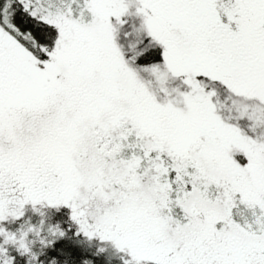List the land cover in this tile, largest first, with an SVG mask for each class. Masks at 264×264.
Listing matches in <instances>:
<instances>
[{
  "label": "snow or ice",
  "instance_id": "6c2138e0",
  "mask_svg": "<svg viewBox=\"0 0 264 264\" xmlns=\"http://www.w3.org/2000/svg\"><path fill=\"white\" fill-rule=\"evenodd\" d=\"M0 264H264V0H0Z\"/></svg>",
  "mask_w": 264,
  "mask_h": 264
}]
</instances>
